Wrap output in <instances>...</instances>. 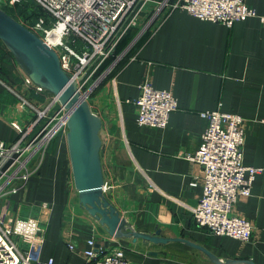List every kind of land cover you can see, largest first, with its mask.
Here are the masks:
<instances>
[{"label":"crops","instance_id":"0c3cea01","mask_svg":"<svg viewBox=\"0 0 264 264\" xmlns=\"http://www.w3.org/2000/svg\"><path fill=\"white\" fill-rule=\"evenodd\" d=\"M160 1L164 0H149L147 8ZM245 2L264 15V0ZM160 10L151 30L137 41L139 32L114 56L111 77L89 101L102 121L100 162L107 185L103 193L124 220V235H109L80 204L66 134L61 132L50 142L37 173L11 196L12 220H43L44 243L32 251L42 262L86 264L83 252L87 239L93 238L101 250L121 246L130 264H264V25L258 18H248L227 27L168 5ZM133 28L117 43L114 55ZM23 79L16 63L9 71L0 70V140L14 141L18 136L10 126L17 93L40 107L52 95L39 92L43 100L36 101L32 96L36 91ZM144 80L177 99V109L164 128L138 126L135 106L126 102L138 97ZM206 110L243 117V163L262 169L250 195L240 196L232 207L234 214L250 221L249 241L210 234L192 217L202 188L189 181L201 171L186 156L199 147L207 126L200 113ZM42 202L49 205L45 212ZM131 233H156L165 241Z\"/></svg>","mask_w":264,"mask_h":264},{"label":"built area","instance_id":"2783aa9c","mask_svg":"<svg viewBox=\"0 0 264 264\" xmlns=\"http://www.w3.org/2000/svg\"><path fill=\"white\" fill-rule=\"evenodd\" d=\"M20 0H11V2ZM45 16L24 21L58 55L61 68L75 81L77 90L89 103V95L102 78L93 77L128 28L137 22L149 0H32ZM158 11L168 5L201 20L227 27L248 18L264 15L245 0H167L158 3ZM50 23L49 26L46 24ZM23 24V23H22ZM24 25V24H23ZM24 84L36 92L44 90L24 75ZM139 95L132 101L138 126L164 128L177 99L166 89L155 88L148 80L138 85ZM10 126L17 133L14 141L0 140V264H52L42 262L32 251H39L45 240V227L35 218L12 220L11 196L25 187L37 173L50 142L67 132L68 111L56 95L40 107L21 94H16ZM24 114V116H22ZM207 126L201 134L198 149L187 159L200 166V174L192 176L189 185L202 188V196L192 209L194 221L213 235L249 241L252 225L232 212L240 196L248 197L255 175L261 168L246 166L242 159L244 119L241 115L220 110L202 111ZM107 185L104 182L103 192ZM49 205L40 203L46 211ZM83 254L86 264H130L121 246L100 249L93 238L87 239ZM72 248V246H69Z\"/></svg>","mask_w":264,"mask_h":264},{"label":"water","instance_id":"95a60500","mask_svg":"<svg viewBox=\"0 0 264 264\" xmlns=\"http://www.w3.org/2000/svg\"><path fill=\"white\" fill-rule=\"evenodd\" d=\"M0 40L12 54L16 64L33 84L56 95L68 111L66 141L72 179L80 204L102 224L109 235H124L126 228L118 210L103 193L100 162V117L77 90L75 81L61 68L54 49L34 32L0 8ZM151 241H165L141 233H131Z\"/></svg>","mask_w":264,"mask_h":264},{"label":"rangeland","instance_id":"374dc122","mask_svg":"<svg viewBox=\"0 0 264 264\" xmlns=\"http://www.w3.org/2000/svg\"><path fill=\"white\" fill-rule=\"evenodd\" d=\"M26 2H32V0H25ZM6 2V0H0V6L4 5ZM9 4H13L17 1L11 2V0L7 1ZM148 5L145 6V8L142 10L141 15L138 18V21L136 22V24L134 25L135 28H133V31L131 33V35L127 38L124 39L122 44L120 45L117 53L114 55H110V58H108L107 60H105L103 62V64L99 67V69L96 71L95 76L93 77V80L95 81V79L97 77H101L102 78L98 81V83L94 86L93 90L91 91V94L89 95V101L93 98L95 91H97L98 87L100 86V84L106 80L108 77H111V70L112 68H110V66L113 64L114 62V56L116 57L122 50L123 48L132 40V38H134L135 36H138V33L141 32V35L139 36V38L137 39L140 40L141 37L145 36L150 30L151 28L155 25V23L158 21L159 16H160V11H158V4H154L152 7H150L149 9L147 8ZM148 9V10H147ZM145 14V16L143 17V15ZM39 15L41 16H45L43 13H39L38 15H35L34 18H37ZM140 17H143L141 22H139ZM50 23L46 24V26H49ZM136 41V42H137ZM113 60V61H112ZM31 102H33L32 99H29ZM35 103V102H34ZM38 104V103H35ZM109 135L107 132H105V137Z\"/></svg>","mask_w":264,"mask_h":264},{"label":"trees","instance_id":"16d2710c","mask_svg":"<svg viewBox=\"0 0 264 264\" xmlns=\"http://www.w3.org/2000/svg\"><path fill=\"white\" fill-rule=\"evenodd\" d=\"M7 1L8 0H6L5 4L0 6V8L3 9L7 14H9L11 17L16 19L17 21L23 23L24 25H27L24 21H32L35 19L34 18L35 15L42 13L41 9L33 1L26 2L25 0H20L13 4H9ZM13 63H16V62L12 54L0 40V70L3 72L9 71ZM40 93L35 92L34 94H32L34 99H36V101L38 102L43 100V95L40 96ZM46 93H50V92H46ZM26 96L27 95L25 94V97ZM27 99L29 100L30 98H27Z\"/></svg>","mask_w":264,"mask_h":264}]
</instances>
